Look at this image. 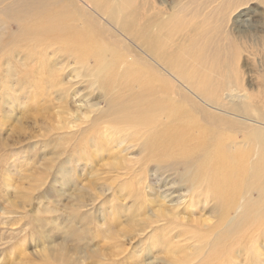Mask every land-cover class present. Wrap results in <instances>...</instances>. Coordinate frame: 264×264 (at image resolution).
<instances>
[{"label": "bare ground", "instance_id": "1", "mask_svg": "<svg viewBox=\"0 0 264 264\" xmlns=\"http://www.w3.org/2000/svg\"><path fill=\"white\" fill-rule=\"evenodd\" d=\"M135 4L0 0V59H7L3 86L38 88L39 81L48 85L65 70H71L76 84L85 79L83 91L98 90L106 103L92 119L104 132L102 141L109 142L105 137L113 138L115 129H133L141 169L167 174L164 182L185 184L188 193L197 190L214 202L210 210L217 222L182 225L174 237L190 236L195 245L166 242L168 263L222 264L233 250L252 245L264 233V111L255 112L256 118L252 108L239 104L250 99L236 77L240 47L220 40L217 32L223 27L211 18L229 4L217 3L211 14L195 4L200 22L187 27L184 41L174 38L182 29L181 11L156 18L150 16L155 7L139 13ZM185 8L190 11L189 4L178 9ZM12 23L16 31L9 29ZM55 85L59 95L67 93L63 81ZM176 214L169 213L172 220ZM79 248L78 256L75 252L62 263L85 264L100 255L98 249Z\"/></svg>", "mask_w": 264, "mask_h": 264}, {"label": "rangeland", "instance_id": "2", "mask_svg": "<svg viewBox=\"0 0 264 264\" xmlns=\"http://www.w3.org/2000/svg\"><path fill=\"white\" fill-rule=\"evenodd\" d=\"M145 1L136 0L135 7L139 13L155 7L151 17L181 11L183 24L175 41H184L187 27L200 22L195 4L209 14L217 3L229 4L211 16L212 23L223 27L217 32L220 40L231 39L240 47V74L233 76L250 99L239 104L252 108L256 118L264 111V0ZM181 4H189L191 12L178 9ZM9 29L17 27L12 23ZM6 63L0 59V264H66L62 260L76 257L79 247L100 254L85 264H169L166 242L195 245L190 236L175 238V232L205 219L217 222L210 210L214 202L205 194L194 190L188 197L185 184H168L167 174L159 177L141 169L133 129H115L113 138L105 137L109 142L102 141L104 132L92 119L106 103L98 90L83 91L85 79L76 84L71 70H65L48 85L39 81L38 88L18 89L12 82L4 87ZM38 75L43 76H33ZM60 80L68 89L61 95L53 88ZM169 213H177L175 220ZM247 245L233 250L222 264H264V233ZM187 249L191 254L192 248Z\"/></svg>", "mask_w": 264, "mask_h": 264}]
</instances>
